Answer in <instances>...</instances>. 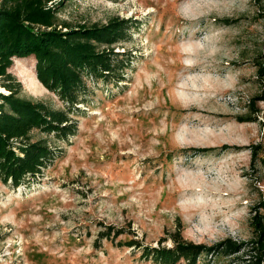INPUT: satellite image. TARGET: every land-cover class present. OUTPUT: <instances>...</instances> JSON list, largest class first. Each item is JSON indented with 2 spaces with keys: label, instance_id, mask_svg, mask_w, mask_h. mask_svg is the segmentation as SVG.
Returning <instances> with one entry per match:
<instances>
[{
  "label": "rangeland",
  "instance_id": "rangeland-1",
  "mask_svg": "<svg viewBox=\"0 0 264 264\" xmlns=\"http://www.w3.org/2000/svg\"><path fill=\"white\" fill-rule=\"evenodd\" d=\"M59 14L127 19L120 68L86 76L70 109L39 82L33 56L14 58L24 94L67 110L76 133L35 130L53 158L19 186L0 179V264H161L152 250L174 248L179 227L205 247L196 264L253 263L251 218L264 215V0H66ZM229 241L238 248L226 253Z\"/></svg>",
  "mask_w": 264,
  "mask_h": 264
},
{
  "label": "trees",
  "instance_id": "trees-1",
  "mask_svg": "<svg viewBox=\"0 0 264 264\" xmlns=\"http://www.w3.org/2000/svg\"><path fill=\"white\" fill-rule=\"evenodd\" d=\"M65 2L0 0V179L4 183L11 181L19 186L27 176L39 174L53 158L54 149L46 139H32L35 130L53 133L62 140L76 133V123L71 121L67 110L24 94L20 81L10 72L14 58L33 56L39 82L67 102L70 109L81 102L86 76H106L116 67L120 68L115 48L126 39L128 20L111 17L106 23L74 24L59 14ZM256 76L264 83L263 65L260 64ZM255 120L254 117L247 119ZM251 226L256 235L250 249L254 261L249 264H263L264 215L256 213L251 218ZM111 231L109 227L103 236L111 237ZM122 232L116 230L115 234L119 236ZM182 232L183 228L179 227L173 235L174 248L152 250L153 260L177 264L184 259L196 264L205 247L189 243ZM126 246L141 247L142 244L129 239ZM234 248L238 245L232 241L223 246L226 253Z\"/></svg>",
  "mask_w": 264,
  "mask_h": 264
},
{
  "label": "bare ground",
  "instance_id": "bare-ground-1",
  "mask_svg": "<svg viewBox=\"0 0 264 264\" xmlns=\"http://www.w3.org/2000/svg\"><path fill=\"white\" fill-rule=\"evenodd\" d=\"M5 91V90H4Z\"/></svg>",
  "mask_w": 264,
  "mask_h": 264
}]
</instances>
